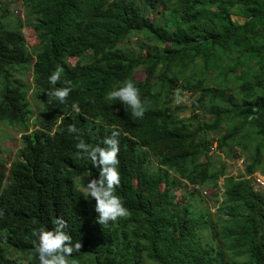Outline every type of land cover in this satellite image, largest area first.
I'll return each instance as SVG.
<instances>
[{
  "label": "trees",
  "instance_id": "1",
  "mask_svg": "<svg viewBox=\"0 0 264 264\" xmlns=\"http://www.w3.org/2000/svg\"><path fill=\"white\" fill-rule=\"evenodd\" d=\"M7 1L0 123L21 135L8 169L0 163V264H38L34 229L56 216L81 242L77 264H264V192L249 178L264 176V0ZM14 3L23 5V20L13 18ZM24 27L38 40L32 52ZM133 35L143 37L137 50L124 45ZM57 64L72 83L66 104L46 95ZM29 66L31 89L23 79ZM125 79L147 98L141 118L105 98ZM182 90L194 95L189 107L171 103ZM29 94L39 104L33 127ZM186 110L191 115L181 117ZM69 123L91 144L119 131L116 191L129 216L96 220L94 199L75 180L99 173L76 155ZM214 142L226 155L246 154L242 177L227 176L221 160L202 161ZM182 185L192 192L178 204ZM202 187L214 189V219L192 201Z\"/></svg>",
  "mask_w": 264,
  "mask_h": 264
},
{
  "label": "clouds",
  "instance_id": "2",
  "mask_svg": "<svg viewBox=\"0 0 264 264\" xmlns=\"http://www.w3.org/2000/svg\"><path fill=\"white\" fill-rule=\"evenodd\" d=\"M63 72V66L57 64L47 77L49 87L46 89V95L49 97V103L53 100L60 104L67 103L66 98L72 91V83L62 78ZM105 98L108 101L118 100L136 118L143 117L148 104L147 98H141L138 87L131 79H125L107 91ZM70 107L74 112H80L79 101H72ZM67 132L77 134L74 145L78 150L76 155L87 157L99 173L98 178L94 177L83 185L85 193L95 201L96 220L101 225H107L109 221H116L118 217L129 216V209L116 191L121 182L117 155L120 151L119 131H111L102 138V143L97 144L87 143L80 135L81 129L75 124L69 123ZM33 235L36 237L33 240V247L38 264H77L72 254L80 250L81 242L73 240L67 228V221L62 216H56L51 227L41 224L34 229Z\"/></svg>",
  "mask_w": 264,
  "mask_h": 264
},
{
  "label": "rangeland",
  "instance_id": "3",
  "mask_svg": "<svg viewBox=\"0 0 264 264\" xmlns=\"http://www.w3.org/2000/svg\"><path fill=\"white\" fill-rule=\"evenodd\" d=\"M7 0H0V6H3L4 4H7ZM19 4V3H18ZM17 3L15 5L11 4L9 5V8H11L13 13V18H20L24 19V8L23 5L19 6ZM232 19L237 21L238 23L243 22V19L238 18L236 16H232ZM22 33L24 35L26 46L32 52L34 48L38 46V40L33 33L32 29L29 27H24L22 29ZM137 42H143V37L141 35H133L129 38V40H126L124 42V45L131 49V50H137ZM76 61L75 58L69 59L70 64H74ZM135 77L138 79H142L144 77V73L142 71H139L135 74ZM23 79L25 82L29 85L30 89L32 88V70L31 66L27 67V70L23 73ZM194 95H191L190 92H187L185 90L181 91V94L176 95V99H172L171 103H175L177 100H181L186 106H190V102L193 99ZM29 102L33 108V117L31 120V127H33V119L39 114V104L37 102H34L29 94L28 96ZM166 104L170 103V100L165 99ZM195 113L198 115L199 119H203L206 117H203L202 112L200 110L195 111ZM191 113L186 110L183 113H180L181 117H188ZM216 136V134H210V138H213ZM19 138L20 134L15 129H10L4 126L0 123V163L4 164V169L7 170L9 167L10 162L14 159V157L17 155V150L19 149ZM215 142L213 143L212 151L204 156L202 158L203 162H206L208 160V157L213 158L214 160H221L225 164V172L227 176L232 177H242L244 175V158L245 153L236 150L234 155V152L231 150L227 153V155L223 152H220L215 149ZM264 159V154H263ZM264 166V165H262ZM252 181H260L259 187H257L259 190H262L264 192V176H262L259 172L254 173L249 177ZM77 187L79 190L85 192L83 190V185L87 183L88 178L84 175L76 178ZM223 183V177L220 178L218 182V186H222ZM190 192H192V188L186 185H182L181 187L176 190V203L178 204H185L187 200L190 197ZM214 189L209 187H202L198 190L197 193H194L192 196V201L194 203V206L198 210H208L209 213H211L212 219H214L217 216L215 200L213 197ZM222 193V191L219 192V194ZM218 194V195H219ZM209 239V238H208ZM207 239V240H208Z\"/></svg>",
  "mask_w": 264,
  "mask_h": 264
},
{
  "label": "built area",
  "instance_id": "4",
  "mask_svg": "<svg viewBox=\"0 0 264 264\" xmlns=\"http://www.w3.org/2000/svg\"><path fill=\"white\" fill-rule=\"evenodd\" d=\"M254 182H255L256 186L259 187V184H260L261 182H260V181H258V182L254 181Z\"/></svg>",
  "mask_w": 264,
  "mask_h": 264
}]
</instances>
